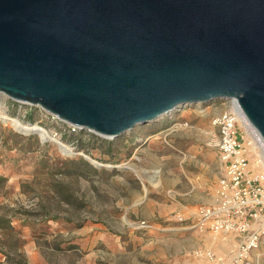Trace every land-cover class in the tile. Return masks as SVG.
Here are the masks:
<instances>
[{
  "label": "water",
  "instance_id": "95a60500",
  "mask_svg": "<svg viewBox=\"0 0 264 264\" xmlns=\"http://www.w3.org/2000/svg\"><path fill=\"white\" fill-rule=\"evenodd\" d=\"M0 93L108 138L235 99L264 143V0H0Z\"/></svg>",
  "mask_w": 264,
  "mask_h": 264
},
{
  "label": "rangeland",
  "instance_id": "374dc122",
  "mask_svg": "<svg viewBox=\"0 0 264 264\" xmlns=\"http://www.w3.org/2000/svg\"><path fill=\"white\" fill-rule=\"evenodd\" d=\"M0 100V113L45 127L73 151L64 154L56 142L0 119V176L6 178L0 182V215L10 217L13 226H0L1 262L6 253L16 260L25 256L30 264L199 261L204 233L187 228L189 220L179 217L188 219L215 197L223 169L206 133L212 117L229 107L226 100L186 105L174 126L165 117L115 138L73 129L42 107L1 93ZM241 133L256 147L248 148L252 168L264 169L260 145L244 126ZM124 165L129 169L118 167ZM254 252L264 264V239ZM232 255L217 264H232ZM250 264L257 263L250 259Z\"/></svg>",
  "mask_w": 264,
  "mask_h": 264
},
{
  "label": "built area",
  "instance_id": "2783aa9c",
  "mask_svg": "<svg viewBox=\"0 0 264 264\" xmlns=\"http://www.w3.org/2000/svg\"><path fill=\"white\" fill-rule=\"evenodd\" d=\"M226 101L229 107L212 117L206 133L207 145L218 151L223 165L215 200L201 205L193 218L179 217V220H189L187 228L237 236L231 263L250 264L251 253L264 239V169L256 170L250 164L248 148L252 142L246 141L241 133V120H247L246 116L235 99ZM182 109L177 108L162 118L167 117L174 126ZM70 125L73 129H81ZM196 254L210 260L216 257L212 250H199Z\"/></svg>",
  "mask_w": 264,
  "mask_h": 264
},
{
  "label": "crops",
  "instance_id": "0c3cea01",
  "mask_svg": "<svg viewBox=\"0 0 264 264\" xmlns=\"http://www.w3.org/2000/svg\"><path fill=\"white\" fill-rule=\"evenodd\" d=\"M221 164H222V162H221ZM222 169H223V165H222ZM214 200H215V197L212 195L209 198V202L205 203V204H211L214 202ZM205 204H202V205H205ZM200 206L201 205H198L197 208L190 214V216L188 217L189 219L194 217V215L196 214V212ZM201 232L204 233L203 235L205 236L204 238L206 239V242H205L202 250H212L216 256L215 257V263L216 264H217V262H221V261H225L227 259L228 260L230 259V256L234 251V247H233L234 242L233 241H236V239H238L237 236L232 235V234L219 233L213 237L214 233H212L209 230H205V231H201ZM251 254L252 255L250 256V259L253 263L262 264V263H260V262H262V257L260 255L256 254L254 251ZM197 257H200V258H198L199 261L195 262L194 264H211L209 262L203 261V260H210V259L206 258L205 256H199L198 255Z\"/></svg>",
  "mask_w": 264,
  "mask_h": 264
},
{
  "label": "bare ground",
  "instance_id": "6f19581e",
  "mask_svg": "<svg viewBox=\"0 0 264 264\" xmlns=\"http://www.w3.org/2000/svg\"><path fill=\"white\" fill-rule=\"evenodd\" d=\"M3 96H6V95L3 94ZM0 102H2V101L0 100ZM0 119L2 121H4L5 123L12 125L15 129H20V130L25 131V132L37 130L42 137L49 136V135L51 136L49 131L45 127H43L39 124L25 123L16 117H12V116H9V115L3 114V113H0ZM241 124L247 129L248 133L251 134L254 137V139L258 142V145H260L259 147L261 148V151H263L262 154L264 155V143H263V140L260 138L259 134L253 128V126L248 122V120H244V119L241 120ZM60 143L63 145L65 150H67L69 152L70 151L73 152L72 148H70L67 144H65L63 142H60ZM252 147L256 148L255 146L251 145L250 148H252ZM263 160H264V158H262V161ZM262 164L264 165V163H262ZM127 165L130 166L133 170L136 169V166L133 163H128Z\"/></svg>",
  "mask_w": 264,
  "mask_h": 264
},
{
  "label": "trees",
  "instance_id": "16d2710c",
  "mask_svg": "<svg viewBox=\"0 0 264 264\" xmlns=\"http://www.w3.org/2000/svg\"><path fill=\"white\" fill-rule=\"evenodd\" d=\"M80 161H82L85 166L89 167V169L97 171V168L90 164L87 160H85L84 158H80ZM6 178L3 176H0V182L5 181ZM5 223V224H4ZM0 226L1 227H9L11 229H13V226L11 224V218L6 217L4 215H0ZM23 258L16 260L14 257H11L10 253H6V259L5 262H1L0 264H29L27 259L25 258V256H22Z\"/></svg>",
  "mask_w": 264,
  "mask_h": 264
}]
</instances>
